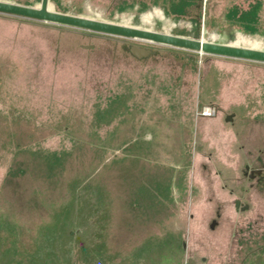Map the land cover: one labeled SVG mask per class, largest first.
<instances>
[{
    "label": "rangeland",
    "instance_id": "obj_1",
    "mask_svg": "<svg viewBox=\"0 0 264 264\" xmlns=\"http://www.w3.org/2000/svg\"><path fill=\"white\" fill-rule=\"evenodd\" d=\"M186 1L49 8L264 50V0ZM0 264H264V64L0 15Z\"/></svg>",
    "mask_w": 264,
    "mask_h": 264
},
{
    "label": "water",
    "instance_id": "obj_2",
    "mask_svg": "<svg viewBox=\"0 0 264 264\" xmlns=\"http://www.w3.org/2000/svg\"><path fill=\"white\" fill-rule=\"evenodd\" d=\"M49 4L50 0H41L38 7L0 1V15L62 26L91 34L94 33L128 40L143 41L154 45L172 47L211 57L264 64V50L208 42L204 41L200 35L193 38H186L164 32H156L118 23L61 13L51 10ZM129 52L137 59H145L152 54L150 48L140 45H132ZM231 120L232 116H228L227 121ZM246 169L249 170V167H246ZM262 172V170L252 171V178L255 177V175H261ZM240 204L241 202L239 200L235 201L237 210ZM248 208V206H244L242 210H247ZM213 227L214 224L211 228Z\"/></svg>",
    "mask_w": 264,
    "mask_h": 264
},
{
    "label": "built area",
    "instance_id": "obj_3",
    "mask_svg": "<svg viewBox=\"0 0 264 264\" xmlns=\"http://www.w3.org/2000/svg\"><path fill=\"white\" fill-rule=\"evenodd\" d=\"M215 114L214 109L210 108V107H203L200 110V115L203 117H212Z\"/></svg>",
    "mask_w": 264,
    "mask_h": 264
},
{
    "label": "crops",
    "instance_id": "obj_4",
    "mask_svg": "<svg viewBox=\"0 0 264 264\" xmlns=\"http://www.w3.org/2000/svg\"><path fill=\"white\" fill-rule=\"evenodd\" d=\"M186 1V0H185ZM219 4L222 6L223 2L222 0H219ZM185 5H189V3H187V1L185 2Z\"/></svg>",
    "mask_w": 264,
    "mask_h": 264
},
{
    "label": "flooded vegetation",
    "instance_id": "obj_5",
    "mask_svg": "<svg viewBox=\"0 0 264 264\" xmlns=\"http://www.w3.org/2000/svg\"><path fill=\"white\" fill-rule=\"evenodd\" d=\"M123 25H125V24H123ZM125 26H128V25H125Z\"/></svg>",
    "mask_w": 264,
    "mask_h": 264
},
{
    "label": "bare ground",
    "instance_id": "obj_6",
    "mask_svg": "<svg viewBox=\"0 0 264 264\" xmlns=\"http://www.w3.org/2000/svg\"><path fill=\"white\" fill-rule=\"evenodd\" d=\"M123 25V24H122ZM130 27H132V26H130Z\"/></svg>",
    "mask_w": 264,
    "mask_h": 264
}]
</instances>
